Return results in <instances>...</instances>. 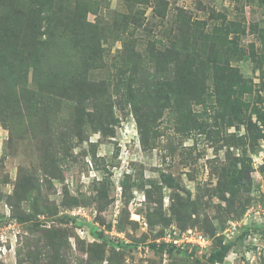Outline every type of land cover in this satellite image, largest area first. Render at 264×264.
<instances>
[{"label":"rangeland","instance_id":"rangeland-1","mask_svg":"<svg viewBox=\"0 0 264 264\" xmlns=\"http://www.w3.org/2000/svg\"><path fill=\"white\" fill-rule=\"evenodd\" d=\"M0 264H264V0H0Z\"/></svg>","mask_w":264,"mask_h":264},{"label":"built area","instance_id":"built-area-1","mask_svg":"<svg viewBox=\"0 0 264 264\" xmlns=\"http://www.w3.org/2000/svg\"><path fill=\"white\" fill-rule=\"evenodd\" d=\"M255 237V234H252ZM250 239L252 238L249 236ZM248 242L251 245V249L253 250L254 247H258V242ZM159 243H164L166 248L172 247L174 252H186L188 254L192 253L193 251L201 254L206 252L211 247V239L203 234L202 232L193 229V228H186V229H177L175 226H172L168 229L162 238L159 240ZM143 250H147V247H143ZM234 257H237L235 252H231ZM233 259V258H232Z\"/></svg>","mask_w":264,"mask_h":264},{"label":"trees","instance_id":"trees-1","mask_svg":"<svg viewBox=\"0 0 264 264\" xmlns=\"http://www.w3.org/2000/svg\"><path fill=\"white\" fill-rule=\"evenodd\" d=\"M35 6L36 7L30 8V10H29L30 14L33 15L32 20L34 21V24L36 26L41 27V24L43 22L44 26H46V24H47V16L44 17V14L42 16V13L46 11L45 9H43V3L40 4V6L35 3ZM14 14H18L19 15L20 11L16 10L14 12ZM92 233H93V235L95 237L101 239L102 241H104V242L107 241L105 236L102 234V232L93 231ZM150 245H151L152 248H156V249H160V250H165V248H166V245L164 243H159V244L151 243ZM168 250L172 251V247H169ZM183 253L188 254L186 252H183ZM224 256H225V252L224 251L216 250V251L210 253L209 258H210L211 261L221 262V261H223Z\"/></svg>","mask_w":264,"mask_h":264}]
</instances>
